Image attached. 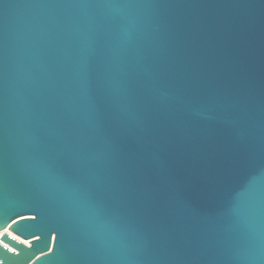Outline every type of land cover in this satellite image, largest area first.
I'll list each match as a JSON object with an SVG mask.
<instances>
[{
    "label": "water",
    "instance_id": "obj_1",
    "mask_svg": "<svg viewBox=\"0 0 264 264\" xmlns=\"http://www.w3.org/2000/svg\"><path fill=\"white\" fill-rule=\"evenodd\" d=\"M0 264H264V0H0Z\"/></svg>",
    "mask_w": 264,
    "mask_h": 264
},
{
    "label": "built area",
    "instance_id": "obj_2",
    "mask_svg": "<svg viewBox=\"0 0 264 264\" xmlns=\"http://www.w3.org/2000/svg\"><path fill=\"white\" fill-rule=\"evenodd\" d=\"M0 235H1V233H0Z\"/></svg>",
    "mask_w": 264,
    "mask_h": 264
}]
</instances>
